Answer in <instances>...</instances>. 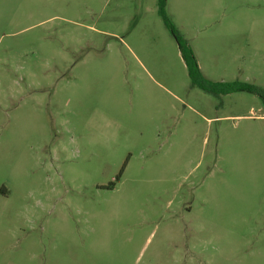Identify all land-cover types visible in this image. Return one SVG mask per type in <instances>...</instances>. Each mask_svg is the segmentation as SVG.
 I'll use <instances>...</instances> for the list:
<instances>
[{"label": "rangeland", "instance_id": "obj_1", "mask_svg": "<svg viewBox=\"0 0 264 264\" xmlns=\"http://www.w3.org/2000/svg\"><path fill=\"white\" fill-rule=\"evenodd\" d=\"M161 10L0 0V264H264V0Z\"/></svg>", "mask_w": 264, "mask_h": 264}, {"label": "trees", "instance_id": "obj_2", "mask_svg": "<svg viewBox=\"0 0 264 264\" xmlns=\"http://www.w3.org/2000/svg\"><path fill=\"white\" fill-rule=\"evenodd\" d=\"M161 1V15L164 18V21L166 23V26L172 33V35L177 40V43L180 48V52L182 55V58L185 62V65L188 70V75L191 80V85L193 88H198L205 93L212 95L214 97L220 98L224 95H229L237 91H248L257 93L261 91L254 87L247 84L242 83H216L208 80L203 73L201 72L198 62L194 56V53L192 49L187 44V41L180 35L179 31L176 29V27L173 25V23L169 20V18L165 15L164 12V0ZM124 170H122L121 174ZM120 174V175H121Z\"/></svg>", "mask_w": 264, "mask_h": 264}]
</instances>
